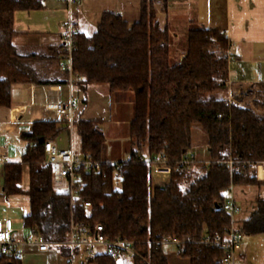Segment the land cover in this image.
Here are the masks:
<instances>
[{
    "label": "trees",
    "instance_id": "16d2710c",
    "mask_svg": "<svg viewBox=\"0 0 264 264\" xmlns=\"http://www.w3.org/2000/svg\"><path fill=\"white\" fill-rule=\"evenodd\" d=\"M45 2L0 0V107L11 106L15 83L70 82V72L61 68L63 45L23 54L13 43L16 12L43 10ZM165 2L142 0L140 18L134 23L121 13L105 12L93 35L77 36L74 86L87 91L103 85L110 94L133 91L134 114L129 130L133 149L126 161L117 164L102 160L106 139L100 121H75L81 151L102 162L100 173L83 174L80 195L91 202V209L77 205L76 211L78 219L89 212L87 218L102 224L108 237L132 241L143 257H133V264H169L158 241L164 235L187 234L194 240L180 246L181 258L190 264H221L223 251L201 239L207 234L224 236L231 224L222 208L227 188L260 186L257 166L264 163V83L248 94L252 101L243 105H230L221 96L229 76L230 41L218 29L192 26L186 53L174 63L173 38L159 18L158 5ZM194 127L208 137L209 162L187 163L193 154ZM63 131L58 121L35 122L23 135L28 147L22 162L7 163L3 172V192L10 197L24 192L23 167H29L31 214L24 225L48 241L66 238L71 215L68 194L54 187L55 167L46 163L44 148L48 139L58 138ZM161 162L171 167V180L166 198L155 200L152 170L154 163ZM117 176L120 189L115 188ZM237 226L244 235L264 233V198L257 200L251 217ZM11 263L0 257V264ZM89 263L117 264V259L98 254Z\"/></svg>",
    "mask_w": 264,
    "mask_h": 264
},
{
    "label": "crops",
    "instance_id": "0c3cea01",
    "mask_svg": "<svg viewBox=\"0 0 264 264\" xmlns=\"http://www.w3.org/2000/svg\"><path fill=\"white\" fill-rule=\"evenodd\" d=\"M141 3L142 0H78L70 11L62 0H46L43 10L16 12L14 27L17 33L13 43L23 54L46 52L49 47L63 45L64 33L70 20L80 33L91 36L105 12L121 13L130 23L138 21ZM158 8L161 23L168 26L173 38L171 57L174 63L180 62L186 53V36L192 26L218 29L224 31L230 41L226 55L230 57L229 75L233 80V88H241L249 94L257 85L264 83V0H166ZM11 94V106L0 107V220L13 219V239L20 242L32 235L31 228L24 225L25 217L31 214L27 194L30 170L24 165L23 175L25 172L27 177L23 182L22 176L21 187L24 192L10 197H6L3 192V172L7 163L22 162L28 147L23 135L32 130L35 122L58 121L64 131L54 139L55 143L61 148L72 146L81 151V139L74 127L70 130L64 119L48 107L74 96L78 100L74 110L75 121L80 118L100 121L106 139L102 160L113 164L126 161L133 149L129 130L134 114V92L118 91L110 94L108 88L101 85L82 91L70 80L67 85L50 86L15 83ZM221 94L225 97L226 90ZM126 115L128 145L120 150L116 146L109 148L107 143L112 140L109 141L111 128L108 124L113 118H118L114 123L121 126L124 124L121 119ZM192 140V152L196 160L209 162L207 135L194 127ZM257 178L260 186L234 187L235 198L243 208L237 216V223L249 219L256 209L257 200L262 198L263 166L257 167ZM56 179L59 180L55 174ZM59 182L66 184L64 180ZM152 195L155 200L165 199L166 188L153 186ZM163 248L169 264H190L188 259L178 255L177 247L171 245ZM68 253V248L63 245L51 246L48 252H40L35 245H25L22 247L21 258L15 260L14 264H67Z\"/></svg>",
    "mask_w": 264,
    "mask_h": 264
},
{
    "label": "built area",
    "instance_id": "2783aa9c",
    "mask_svg": "<svg viewBox=\"0 0 264 264\" xmlns=\"http://www.w3.org/2000/svg\"><path fill=\"white\" fill-rule=\"evenodd\" d=\"M62 1L67 4L70 11L72 6L78 2V0ZM79 34L80 31L70 20L64 33L63 46L65 54L61 68L70 72L71 82L77 78L72 72L73 57L77 48L76 42ZM225 84L227 87L224 99L228 104L243 105L246 102L252 101V97L246 94L243 89L233 88V80L230 75ZM77 104L78 100L74 96H70L68 99L50 104L48 107L55 110L64 119V122L68 124L70 130H72L75 123L74 110ZM44 148L46 163L53 165L56 177L59 180H64L67 184L66 193L70 199L71 215L68 229L65 232L66 238L63 241H48L31 229L32 235L30 238L19 242L13 239V219H2L0 220V257H5L9 261L18 260L21 258L22 247L25 245H35L40 252H48L51 246L63 245L69 250L68 256H66L67 264H77L79 261H82V264H89V259L95 256L93 254L97 247H104L107 251L105 254H109L116 259L122 256L143 258L135 248L134 243L129 239L108 237L104 232L102 224L92 223L87 218L90 215L89 212H87L86 218L78 219L77 205H81L86 210L92 207L91 202L83 200L80 195L84 184L83 174L91 172L100 173L102 171V162L95 160L90 152L84 153L75 150L72 146L61 148L52 139H48L45 142ZM194 159H196V156L192 154L187 163ZM228 164L229 167H232L233 161H229ZM260 165L257 167L260 168ZM262 166L264 167V165ZM117 168L119 169L118 166ZM171 172V167L167 163H154L152 170L153 186L155 188H166L171 180ZM157 175H161L162 177L158 178ZM117 177L120 179V176ZM225 196L226 200L222 208L230 216L231 224L225 228L224 236H211L207 234L201 239V242L223 251L221 264H235L236 254L241 249L245 236L236 222V217L242 213L243 208L235 198L233 186L225 190ZM193 240L190 234L182 237L164 235L158 243L162 246L173 245L179 249L181 245L191 243ZM86 255L89 256L87 259H85Z\"/></svg>",
    "mask_w": 264,
    "mask_h": 264
},
{
    "label": "rangeland",
    "instance_id": "374dc122",
    "mask_svg": "<svg viewBox=\"0 0 264 264\" xmlns=\"http://www.w3.org/2000/svg\"><path fill=\"white\" fill-rule=\"evenodd\" d=\"M103 86V85H101ZM222 96V94H221ZM108 114V113H107ZM118 118H113L110 122L109 127L111 128L109 131V141L111 143H107L108 147L116 146L120 150V148H124L128 145L129 135L127 133V115L121 119V122L124 121V124L120 126V124L114 123ZM126 123V124H125ZM108 142V139H107ZM261 168V167H260ZM263 169V168H262ZM27 179L26 173L23 175V182ZM64 183V182H63ZM60 183L59 180L54 181V187L59 192H66L67 184ZM115 188H121V182L116 181ZM257 195H260L257 192ZM261 197L264 198V190H262ZM236 222L238 219L236 217ZM107 251L104 247L95 248L93 255L105 254ZM89 256H85L87 259ZM77 264H82V261L77 262ZM94 264V263H90ZM117 264H133V258L130 256H122L117 258ZM235 264H264V233L258 235H245L242 241V247L236 254Z\"/></svg>",
    "mask_w": 264,
    "mask_h": 264
},
{
    "label": "bare ground",
    "instance_id": "6f19581e",
    "mask_svg": "<svg viewBox=\"0 0 264 264\" xmlns=\"http://www.w3.org/2000/svg\"><path fill=\"white\" fill-rule=\"evenodd\" d=\"M262 167V166H261Z\"/></svg>",
    "mask_w": 264,
    "mask_h": 264
}]
</instances>
